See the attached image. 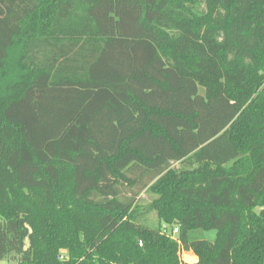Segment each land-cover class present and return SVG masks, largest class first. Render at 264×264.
<instances>
[{
	"label": "trees",
	"instance_id": "1",
	"mask_svg": "<svg viewBox=\"0 0 264 264\" xmlns=\"http://www.w3.org/2000/svg\"><path fill=\"white\" fill-rule=\"evenodd\" d=\"M181 250L264 264V0H0V261Z\"/></svg>",
	"mask_w": 264,
	"mask_h": 264
},
{
	"label": "rangeland",
	"instance_id": "2",
	"mask_svg": "<svg viewBox=\"0 0 264 264\" xmlns=\"http://www.w3.org/2000/svg\"><path fill=\"white\" fill-rule=\"evenodd\" d=\"M203 91V89L202 88H200L199 89V92H202ZM174 167L176 168V167H178V164H174ZM141 197L143 198V199H148L149 197H148V195H145L144 193L141 195ZM150 199V198H149ZM152 218V217H151ZM168 231L167 232H171V230L170 229H167ZM203 235H204V237L206 238V239H209V240H213L214 239V237H215V232L213 231V230H211V231H207V232H204L203 233ZM197 258V257H196ZM188 259H189V257H188ZM187 259V260H188ZM198 259V258H197ZM191 260V259H190ZM192 261H194V260H192ZM0 264H17V262H16V260H15V257L13 256V255H10L9 257H7L6 259H4V260H2V261H0Z\"/></svg>",
	"mask_w": 264,
	"mask_h": 264
},
{
	"label": "built area",
	"instance_id": "3",
	"mask_svg": "<svg viewBox=\"0 0 264 264\" xmlns=\"http://www.w3.org/2000/svg\"><path fill=\"white\" fill-rule=\"evenodd\" d=\"M178 234V229H177V227H175V228H173L172 229V232H171V239L172 240H175L176 241V235ZM178 244H179V242H177ZM188 252H190V251H184V250H181V251H179V258H180V260L183 262V263H186V264H191V263H193V261L192 260H190V259H188ZM188 259V260H187Z\"/></svg>",
	"mask_w": 264,
	"mask_h": 264
},
{
	"label": "crops",
	"instance_id": "4",
	"mask_svg": "<svg viewBox=\"0 0 264 264\" xmlns=\"http://www.w3.org/2000/svg\"><path fill=\"white\" fill-rule=\"evenodd\" d=\"M187 255L189 256V259L194 260L193 263L197 262L198 259L196 258V256L194 255V253L192 251L188 252ZM193 263H191V264H193Z\"/></svg>",
	"mask_w": 264,
	"mask_h": 264
}]
</instances>
